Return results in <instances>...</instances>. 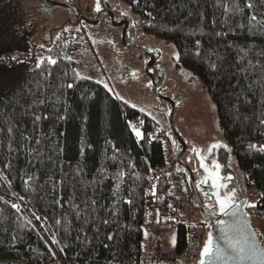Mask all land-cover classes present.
Returning a JSON list of instances; mask_svg holds the SVG:
<instances>
[{
  "label": "trees",
  "instance_id": "16d2710c",
  "mask_svg": "<svg viewBox=\"0 0 264 264\" xmlns=\"http://www.w3.org/2000/svg\"><path fill=\"white\" fill-rule=\"evenodd\" d=\"M112 1L202 83L244 193L262 190L264 218V0ZM19 7L0 0V264H140L146 209L162 229L177 220L168 182L152 175L164 151L150 132L168 127L114 92L109 75L80 70L87 42L96 49L87 26L41 39ZM175 230L182 253L184 223Z\"/></svg>",
  "mask_w": 264,
  "mask_h": 264
},
{
  "label": "rangeland",
  "instance_id": "374dc122",
  "mask_svg": "<svg viewBox=\"0 0 264 264\" xmlns=\"http://www.w3.org/2000/svg\"><path fill=\"white\" fill-rule=\"evenodd\" d=\"M87 1L88 0H83L82 2L85 4ZM39 3V0H18V4L20 6L19 8L23 11V14L28 17L36 36L39 35L40 38H44L49 31L55 32L59 26H63L64 24H71V22H74V18L73 21H71V18H68L69 16H73L65 8L56 5L50 8L49 13H45L46 11L41 10ZM103 27L104 24L94 27H86V29L92 36L96 49L94 50V54L88 51L91 45L87 42L83 50L84 54L82 53L83 56L86 55V59L84 60L87 61H85V63L83 64L84 67L83 65H81L82 69L80 70L88 73L94 78H99L105 83H107L108 80L104 75H109L110 80L113 82L112 84L109 83L111 89H113L114 92H116L124 99L131 100L142 106H144L146 102L151 103L150 101L154 100L152 98L151 92L146 89L143 84L145 78H138L139 76L134 77L132 75L128 79H126V77H119L118 73L116 72H111V70L113 69L112 66L114 65V61L116 59H119L120 56H118L113 47V41L111 42L110 40L113 33L112 30L110 31L109 29H105ZM142 41L157 44L163 48L162 51L168 69V76H170L171 89L174 88L175 92L181 93L179 94V96H184V99L181 100V105L177 109H175V121L187 134L188 138L190 140L196 141L200 145L206 146L212 141L221 140L222 135L218 128L216 109L208 98L207 92L205 91L202 83L199 80H196L192 83L190 74H183V72L175 66L173 58L170 57L175 52L172 47H168L162 42H155L154 39H149L148 36L143 37ZM132 53H134V51ZM82 55L79 56L81 57ZM124 55L126 56L125 64L127 65L129 64V59H131L132 61L135 59L132 54V57L129 55V51H126ZM138 58L139 57H136L137 64ZM138 66H141L140 61ZM155 114L159 117V120L162 123L168 125V123H166L165 120L162 119L161 113L155 112ZM231 163L238 173L239 171L236 163ZM250 189L251 186H249L247 191H249ZM146 210L149 218H153L155 216V210ZM184 210L186 211L185 218L189 217L196 222L207 220L201 212L199 206L197 208V212L191 207L185 208ZM251 211L253 224L257 229L261 240L264 242V218L259 213H257L256 209H252ZM170 227L171 228L168 229H162V226L159 225V233L155 234L157 235V237L153 236V238L155 239L154 242H152L153 240L150 239L152 237L150 232L146 231L147 235L143 243L145 260H148L150 257H152L154 252H156L159 247L163 246V248L166 249L169 253V256H167V258H162L163 262H179L180 264H187L185 254L180 255V257L173 258L171 249H175V229L177 227H175V224L173 222L170 224ZM166 239H168L169 241H166Z\"/></svg>",
  "mask_w": 264,
  "mask_h": 264
},
{
  "label": "flooded vegetation",
  "instance_id": "af4514ba",
  "mask_svg": "<svg viewBox=\"0 0 264 264\" xmlns=\"http://www.w3.org/2000/svg\"><path fill=\"white\" fill-rule=\"evenodd\" d=\"M82 1L83 0H39V4L41 10L46 11L45 13H49L50 8L56 5L65 8L73 16H69L68 18H71V21H73L74 18V22H71V24L76 22L75 24L78 26L83 25L93 27L104 24L103 28L109 29L110 31L112 30L113 33L110 40L111 42L113 41V47L120 58L114 61V65L112 66L113 69L111 70V72H116L118 73L119 77H126V79H128L132 75H136L137 73H139L137 74L139 76L138 78H145L143 84L146 89L151 92L154 101H150L152 104L146 102L143 107L153 112L155 111L161 113L162 119L165 120L166 123H168V115L166 112L171 109V102L167 101L165 98L160 97L155 93V91L152 90V88L154 87L152 79L154 78V81H156V87L154 88H160V93L163 92L162 95L172 97L181 93L175 92L174 88L171 89L170 76H168V69L162 51L163 48L157 44L142 41L144 34L141 31L140 20L138 16L133 11H131L130 8L125 7L122 3L112 0H105V4L100 5L101 11L98 12L96 11V0H88L85 4ZM94 21L96 22L94 23ZM49 33L51 35L53 32L49 31ZM135 44H138L142 48L152 46L156 48L157 52L158 50L160 51L158 53H152L153 57H155V60L152 66L149 68L150 74L145 73V65L149 60V57L146 54L139 52L137 48H135ZM126 51H129V55L131 57L132 55L135 57L133 61L129 59L128 65L125 64L126 56L124 55V53ZM133 51L134 53H132ZM136 57H139L138 64L140 61V67L137 64ZM165 70L167 71L166 74L163 73ZM179 98H176V101H178ZM179 101L180 103L177 104L176 109L181 105V99ZM175 124L186 140L185 151L182 154L181 158L187 164V166L192 169L195 182H200L205 176V172L200 165V161L196 153L200 151L201 148L204 149V152H207L210 144L214 141L209 143L207 146L200 145L196 141L190 140L187 134L183 131V129L178 125L176 121ZM167 134L173 147V141L176 142V140L171 132H167ZM179 146L183 147L182 144H180ZM177 164L181 171L186 172L178 163V161ZM208 186L209 185L204 184L203 187H199V193L203 203H205L207 208L211 209L215 205V201H208L209 197L204 194L205 191H208Z\"/></svg>",
  "mask_w": 264,
  "mask_h": 264
},
{
  "label": "water",
  "instance_id": "95a60500",
  "mask_svg": "<svg viewBox=\"0 0 264 264\" xmlns=\"http://www.w3.org/2000/svg\"><path fill=\"white\" fill-rule=\"evenodd\" d=\"M104 4H105V0H101L100 5H104ZM95 22L96 21H94V23ZM135 48H137L139 52H142L149 57V60L146 62V65H145V73L150 74L149 68L152 66L155 60V57H153L152 53L157 52L156 48L152 46H147L146 48H142L138 44H135ZM158 52L160 51L158 50ZM163 73L166 74L167 71L165 70ZM137 74L133 76L137 77L138 76ZM152 80H153V86L156 87V81H154L155 79L153 78ZM154 87L152 88V90L155 91L156 94H158L162 98H165L167 101L171 102V109L168 112H166L168 115V125H167L168 132L169 133L171 132V134L174 136L176 140V142L173 141V147L175 150L176 159L178 163L183 167V169L188 173V181H189L191 190L193 192L192 200L194 203H196L199 206L201 212L203 213V215L206 217V219L209 222V231L207 234V240L209 238V234H211L214 243H219L222 246H224L225 241H224V233L222 229L225 227V225H228L231 227L243 228L248 233H255L257 237V242L259 243L261 248H264V243L261 240L257 229L252 223L250 212L247 210V207H246L247 197L243 195L240 181L238 179L237 171L234 168V166L231 164V161L233 159V153H232L230 145L221 139V140H217L211 143L209 148L213 144L223 145L222 147H217L213 149L211 152H209V148L207 152H204V149L202 148L200 149L201 155L206 157V160L204 161V163L209 164V166L213 168H215V165L217 163L220 165L219 172H220L221 177L223 178L221 182L226 184L227 186L225 189L222 190V194L227 193L231 195V193L233 192L235 193V196L233 197L235 206L229 210V215H223L219 212V206L216 204V202H215V205L211 209L207 208L205 203H203V201L200 198L199 187L204 186V184H201L200 182L204 179L205 176L200 182L196 183L192 169L189 168L187 164L181 158L182 154L185 151L186 140L183 134L179 131V129L177 128L175 124V109H176L177 104L180 103L179 100L176 101V98H178L179 95H174L172 97L167 96V95H162L163 92L160 93V88L157 87V89H155ZM180 99L183 100L184 96L180 95ZM180 144H182L183 147H180L179 146ZM198 158H199L200 165H201L200 156H198ZM198 184L200 185L199 187L196 186ZM207 185H209L208 191H205L204 194L206 195L207 193L206 196L209 197L208 201H215L214 197L212 199H210V197H212V194L216 191V189L211 186V181H209ZM220 221H224L225 224L222 225ZM154 227L157 230H159V225H153L150 227L152 231ZM200 259H201V256H200ZM221 264H223V262H221ZM229 264H240V262H229ZM243 264H258V262L244 261Z\"/></svg>",
  "mask_w": 264,
  "mask_h": 264
},
{
  "label": "built area",
  "instance_id": "2783aa9c",
  "mask_svg": "<svg viewBox=\"0 0 264 264\" xmlns=\"http://www.w3.org/2000/svg\"><path fill=\"white\" fill-rule=\"evenodd\" d=\"M134 125H138V118H135ZM150 134L155 140L161 142L164 151V163L155 166L152 169V175L155 180L165 179L168 182L171 188L172 197L174 198L173 203L170 205V209L175 211L177 215V220H174L173 223L175 224V227H177L180 221H182L186 227V248L182 253H178L176 249H171L173 258L185 254L187 264H198L202 248L207 241L209 223L205 220L202 222H196L189 217L185 218V208L191 207L196 212L198 208L197 204L192 200V192L186 174L181 171L177 165L167 132L154 126L151 129ZM247 198L248 206L251 211L252 209H255L257 205L262 203V190L256 185H252L251 189L247 192ZM252 204H255L256 206L251 207L250 205ZM167 256H169V253L163 248V246H161L148 260L144 259L143 252L140 264H164L165 262L162 261V258H167ZM173 263L180 264L179 262Z\"/></svg>",
  "mask_w": 264,
  "mask_h": 264
},
{
  "label": "snow or ice",
  "instance_id": "6c2138e0",
  "mask_svg": "<svg viewBox=\"0 0 264 264\" xmlns=\"http://www.w3.org/2000/svg\"><path fill=\"white\" fill-rule=\"evenodd\" d=\"M100 3L101 0H96V11L98 12L101 11ZM249 7H251V5H249ZM13 59H15V57H13ZM48 60L52 64L56 63V61L51 57H49ZM69 87H72V85H69ZM105 87H107V85H105ZM141 111H143V109H141ZM153 119H155V117H153ZM129 124L132 127V131L135 133V135L137 137L143 138V133L135 125H132L131 122H129ZM222 146L223 145L220 144H213L209 148V152L217 147ZM196 154L200 156L201 167L206 173L204 179L200 183L207 184L209 181H211V186L214 187L216 191L212 194L210 199L214 197L216 204L219 206V212L221 214L229 215V210L235 206L233 199L235 193L233 192L231 195L227 193L222 194V190L227 186L221 182L223 178L219 172L220 165L217 163L215 168L210 167L209 164L204 163L206 157L202 156L200 151H198ZM196 186L199 187L200 185L198 184ZM250 206L255 207L256 205L252 204ZM13 207L19 210L18 205H13ZM37 219L40 218L37 217ZM220 223L222 225L225 224L224 221H220ZM222 231L224 233V246L219 243H214L211 234H209V238L201 251V259L199 264H221V262H223V264H229V262H240V264H243L244 261H256L258 264H264V248L260 247L255 233H248L243 228L231 227L228 225H225ZM145 235H147V233H145ZM53 242L59 243L55 239Z\"/></svg>",
  "mask_w": 264,
  "mask_h": 264
},
{
  "label": "crops",
  "instance_id": "0c3cea01",
  "mask_svg": "<svg viewBox=\"0 0 264 264\" xmlns=\"http://www.w3.org/2000/svg\"><path fill=\"white\" fill-rule=\"evenodd\" d=\"M156 217H157V215H155L153 218H149V220L151 221V223L149 224V226L147 227V232H150V234L152 235V237L150 238V239H152L153 241L152 242H154V238H153V236H155V237H157V235H155V234H157V233H159V230H157L155 227H154V229H153V231L150 229V226H153L154 224H158L157 223V219H156ZM157 230V231H156ZM166 241H169L168 239H166ZM151 242V241H150ZM151 242V243H152Z\"/></svg>",
  "mask_w": 264,
  "mask_h": 264
},
{
  "label": "bare ground",
  "instance_id": "6f19581e",
  "mask_svg": "<svg viewBox=\"0 0 264 264\" xmlns=\"http://www.w3.org/2000/svg\"><path fill=\"white\" fill-rule=\"evenodd\" d=\"M48 16V15H47ZM255 215V214H254Z\"/></svg>",
  "mask_w": 264,
  "mask_h": 264
}]
</instances>
